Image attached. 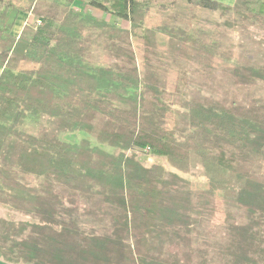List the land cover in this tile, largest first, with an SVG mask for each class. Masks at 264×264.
<instances>
[{"label":"trees","instance_id":"1","mask_svg":"<svg viewBox=\"0 0 264 264\" xmlns=\"http://www.w3.org/2000/svg\"><path fill=\"white\" fill-rule=\"evenodd\" d=\"M23 1L0 0V202L38 217L18 246L22 261L208 264L196 260L194 234L224 219L226 207L249 220L231 228L229 264H258L264 178L251 166L264 160V103L240 90L264 83V68L171 27L149 12V0ZM84 1L92 13L75 6ZM111 1V14L129 24L132 56L128 64L94 65L90 46L99 29L109 27L104 13ZM187 1L264 22V0H236L231 8L218 0ZM24 12L33 21L15 35ZM183 43L220 77L178 84L157 73L155 49L180 55ZM117 55L109 51L106 58ZM79 131L118 153L87 139L59 141L60 133ZM226 147L234 149L232 160L215 153ZM148 152L166 163L145 167L138 153ZM13 168L44 178L45 193ZM181 182L187 187L179 188ZM115 206L125 215L107 233L90 235L76 221L85 208L106 224ZM167 241L172 252H182L172 261L156 253Z\"/></svg>","mask_w":264,"mask_h":264},{"label":"rangeland","instance_id":"2","mask_svg":"<svg viewBox=\"0 0 264 264\" xmlns=\"http://www.w3.org/2000/svg\"><path fill=\"white\" fill-rule=\"evenodd\" d=\"M226 7L231 8L236 0H220ZM151 14L160 17L173 28H182L191 34L206 42L208 45H215L222 48L223 51L230 53L236 59L247 65L256 68H264V22L258 19H242L233 9L226 12L225 16L221 11H210L195 6L187 0H149ZM26 6L27 2H21ZM108 11L104 17L109 23V27L99 29L101 35L94 36V42L90 46L88 59L94 65L109 64L111 61H119L128 64L132 56V48L128 36L129 24L117 15L111 14L112 1L105 3ZM75 6L81 10L93 12L89 1L76 2ZM25 15H22L24 18ZM108 46H105L107 45ZM118 53L117 58H106L109 51ZM112 56V54H110ZM157 73L166 76L169 80L183 84L185 80L192 81L194 84L203 83L210 79L220 77L215 75L207 66L204 60H198L190 57L189 49L186 43L181 46L180 55L165 48L155 49L152 60ZM226 88V83H224ZM233 87L231 88V90ZM244 96L257 99L264 103V83L259 82L245 89L240 90ZM59 141L81 142L83 139L90 141L92 146L100 147L112 154L118 153V149L109 147L105 142L96 136H90L85 132L60 133ZM215 153L220 157L232 160L234 156L233 148H223L216 150ZM139 161L145 167H151L154 164H164L165 159L152 153H138ZM251 171L264 178V160H259L251 166ZM12 172L23 182L35 187L40 193H45L47 182L42 177L33 174L22 173L13 168ZM186 180L190 177L183 175ZM187 187L182 182L179 188ZM84 205L92 206L91 201L82 198ZM227 216L222 220L206 222L200 229V232L194 234L192 248L196 254V260H204L208 264H229L231 251L233 250V233L231 228L234 223L245 224L248 219L242 211L236 208L223 207ZM125 215L124 210L115 206L112 211V217L106 224H100L85 212V208L80 209L76 221L88 234H102L110 231ZM37 215L21 212L10 204L0 202V264H26L18 255V246L20 242L28 236L33 223L37 221ZM257 233V242L260 252L255 256L258 264H264V225L255 227ZM169 242H165L159 247L156 253L165 260L172 261L176 256L181 255V251L172 252L169 248Z\"/></svg>","mask_w":264,"mask_h":264},{"label":"crops","instance_id":"3","mask_svg":"<svg viewBox=\"0 0 264 264\" xmlns=\"http://www.w3.org/2000/svg\"><path fill=\"white\" fill-rule=\"evenodd\" d=\"M220 1V0H218ZM221 2V1H220ZM22 15H25L24 18H22ZM28 21H33V18L30 14L24 12L19 16V19L17 20L14 28H13V33L15 35H19L23 29V26L28 22Z\"/></svg>","mask_w":264,"mask_h":264},{"label":"built area","instance_id":"4","mask_svg":"<svg viewBox=\"0 0 264 264\" xmlns=\"http://www.w3.org/2000/svg\"><path fill=\"white\" fill-rule=\"evenodd\" d=\"M36 23H37V24H39V23H40V21H39V20H37V21H36Z\"/></svg>","mask_w":264,"mask_h":264}]
</instances>
